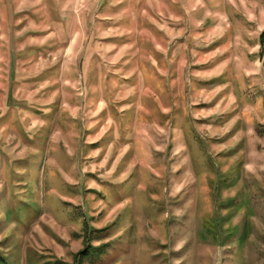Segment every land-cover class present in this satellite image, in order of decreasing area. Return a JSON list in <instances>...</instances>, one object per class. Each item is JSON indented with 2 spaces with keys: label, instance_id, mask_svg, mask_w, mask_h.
I'll return each instance as SVG.
<instances>
[{
  "label": "rangeland",
  "instance_id": "rangeland-1",
  "mask_svg": "<svg viewBox=\"0 0 264 264\" xmlns=\"http://www.w3.org/2000/svg\"><path fill=\"white\" fill-rule=\"evenodd\" d=\"M0 264H264V0H0Z\"/></svg>",
  "mask_w": 264,
  "mask_h": 264
}]
</instances>
